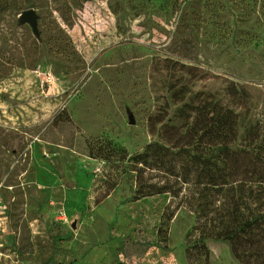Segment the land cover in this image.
<instances>
[{
  "label": "rangeland",
  "instance_id": "374dc122",
  "mask_svg": "<svg viewBox=\"0 0 264 264\" xmlns=\"http://www.w3.org/2000/svg\"><path fill=\"white\" fill-rule=\"evenodd\" d=\"M31 8L38 36L18 20ZM228 80L250 96L238 144L264 125V0H0V264H187L194 215L179 209L160 240L168 195L132 200L120 178L96 203L114 167L88 144L141 151L159 139L148 117L181 105L170 86L230 104ZM207 246L209 264H240Z\"/></svg>",
  "mask_w": 264,
  "mask_h": 264
},
{
  "label": "trees",
  "instance_id": "16d2710c",
  "mask_svg": "<svg viewBox=\"0 0 264 264\" xmlns=\"http://www.w3.org/2000/svg\"><path fill=\"white\" fill-rule=\"evenodd\" d=\"M171 67L199 78L194 73L197 67L178 62ZM170 88L172 101L181 105L171 116L162 108L148 117L149 131L159 139L134 153L108 140L88 144L90 156L114 167L107 172V189L96 203L120 178H129L134 185L132 200L169 196L157 229L160 240H166L168 224L179 209L194 215L185 236L187 264H209L210 239L225 242L240 264H264V125L258 121L249 125L242 142L235 144L241 111L248 112V92L228 80L230 104H223L210 93L185 97V87Z\"/></svg>",
  "mask_w": 264,
  "mask_h": 264
},
{
  "label": "water",
  "instance_id": "95a60500",
  "mask_svg": "<svg viewBox=\"0 0 264 264\" xmlns=\"http://www.w3.org/2000/svg\"><path fill=\"white\" fill-rule=\"evenodd\" d=\"M20 24H28L31 27V30L35 36L39 35L38 30V15L34 9H26L21 12L19 15ZM130 123H133V120L130 118Z\"/></svg>",
  "mask_w": 264,
  "mask_h": 264
}]
</instances>
